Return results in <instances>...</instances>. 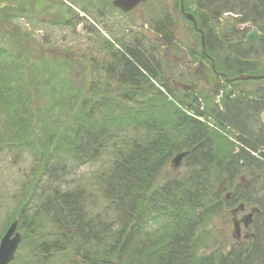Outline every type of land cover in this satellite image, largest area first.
Listing matches in <instances>:
<instances>
[{
    "label": "trees",
    "instance_id": "trees-1",
    "mask_svg": "<svg viewBox=\"0 0 264 264\" xmlns=\"http://www.w3.org/2000/svg\"><path fill=\"white\" fill-rule=\"evenodd\" d=\"M95 2L101 0H88ZM183 5L210 55L213 19L233 7L230 0ZM161 13L155 33L171 52L174 20ZM151 50L117 51V76L103 88L91 84L88 95L69 93L68 77L45 81L43 93L38 85L34 94L46 103L34 107L31 85L41 78L32 75L39 69L30 72L0 46V149H28L37 157L34 175L43 172L21 191L17 217L10 219L18 220L23 253L10 264H264V204L250 228L254 237L233 241L226 251L212 226L233 205L255 203L244 193L254 182L264 187V144L242 137L236 144L225 135H232L229 125L242 129L239 105L247 97L236 95L231 118V91L211 106L221 89L217 83L199 90L168 86L171 72L163 70L162 49L153 44ZM190 57L209 64L200 49ZM182 151L188 152L185 175L163 178L171 156ZM66 163H101V169L66 190L48 189L54 168ZM241 175L249 188L240 187ZM226 191L233 192L228 200Z\"/></svg>",
    "mask_w": 264,
    "mask_h": 264
},
{
    "label": "rangeland",
    "instance_id": "rangeland-1",
    "mask_svg": "<svg viewBox=\"0 0 264 264\" xmlns=\"http://www.w3.org/2000/svg\"><path fill=\"white\" fill-rule=\"evenodd\" d=\"M111 2L101 0L89 5L88 0H0V46L30 72L39 69L32 75L41 78L40 82L34 80L31 85L34 107L46 103L45 98H36L34 94L39 87V91L42 89L40 93H43L45 81L50 84L68 77L69 93L79 91L81 95H88L91 84L103 88L104 81L117 76V51H123L124 47H139L150 52L153 44L160 46L155 27L161 21L163 11L174 20L172 51L161 45L163 70L165 74L171 72L165 80L167 85L172 86L171 82L175 81L195 86L194 90L202 88L195 85L193 71L197 66L190 57L192 50L199 51V39L192 24L178 9L180 0H145L130 13L112 8ZM107 42L112 47H107ZM154 85L158 86V83L154 82ZM110 88L117 89L115 82ZM216 103L215 98L211 106ZM3 121L0 114V132ZM169 161L163 169V178L183 177L188 169L187 162L172 171ZM67 164L54 168L46 184L48 189L66 190L88 181L101 169V163L79 167ZM36 166L37 157L24 147L0 149V237L12 222L10 219L17 217L21 191L32 185L34 178L41 180L43 172L34 175ZM247 194L255 204H264L261 182H254ZM95 201L98 207L100 201ZM228 210H224L212 225L217 232H221L224 245L220 248L223 251L233 242ZM17 254L23 255L21 250Z\"/></svg>",
    "mask_w": 264,
    "mask_h": 264
},
{
    "label": "flooded vegetation",
    "instance_id": "flooded-vegetation-1",
    "mask_svg": "<svg viewBox=\"0 0 264 264\" xmlns=\"http://www.w3.org/2000/svg\"><path fill=\"white\" fill-rule=\"evenodd\" d=\"M230 4L233 6L231 9L221 15L217 14L213 19L210 55L203 54L209 64L200 57L194 63L197 66L193 71L195 85L202 86L201 89H206L213 87L216 83L219 84L221 95L218 93L215 97L217 104L224 91H231L229 95L233 101L231 112L229 111L231 118L234 117L232 109L235 107L236 95L246 96L248 103L239 105L242 106V112L240 113L243 120L242 123H238V126L242 129L236 130V128L229 125L227 129L231 131L232 135L226 132L225 135L236 144H238L239 137L249 142L264 144V0H230ZM238 5H244L245 7H239ZM198 30L199 32L196 33L199 35L201 50L200 32L202 30L199 28ZM207 72L213 78L211 86H208L206 80ZM174 82L172 81L171 84L177 88ZM251 100L254 101L251 102ZM260 150L264 151L262 146H260ZM260 150L257 152L260 153ZM242 176L238 178L239 182ZM240 187L247 189L250 184L240 182ZM228 192L230 193L229 198L232 197L233 192ZM244 193L247 194L248 192L244 191ZM237 204L230 207L229 210ZM251 207L258 208V211L253 215V223L255 217L261 214L259 205L255 203L245 204L244 210L238 212L236 218L240 219L250 211ZM229 217L231 220L230 214ZM251 227L252 224L247 230H250ZM243 231L244 229H242Z\"/></svg>",
    "mask_w": 264,
    "mask_h": 264
},
{
    "label": "water",
    "instance_id": "water-1",
    "mask_svg": "<svg viewBox=\"0 0 264 264\" xmlns=\"http://www.w3.org/2000/svg\"><path fill=\"white\" fill-rule=\"evenodd\" d=\"M145 0H112V6L119 9L123 13H129L132 12L133 10L136 9V7L143 3ZM180 8H181V13L189 20L192 22L193 27L196 31H199L196 26V22L194 17L189 14L185 13L183 9V0H180ZM201 34V47H202V52L205 50V44H204V37L203 34ZM207 83L208 86H211L213 83V78L211 75L207 72ZM179 87H184L183 85H179ZM189 87H186L188 89ZM188 156L187 151H183L180 153L175 154L171 160H170V167L172 171H176L179 169L186 157ZM241 181H245L244 178L241 179ZM246 183H249L248 181ZM222 187V186H221ZM230 196L229 193H226L224 198L228 199ZM244 210V205L243 204H238L235 208L230 210V214L232 215V233L231 237L235 240H239L241 237V226L243 228H248L249 225L252 223V216L258 211L257 208L253 207L250 209L248 213L243 215L240 219L236 218V214L240 211ZM17 225L18 222L15 220L13 221L3 236L0 238V264H10L14 258L15 254L17 252L18 246L22 240L21 235L16 231L17 230ZM132 228V226H131ZM254 234L245 232L242 235V238L244 240H248L249 238H253Z\"/></svg>",
    "mask_w": 264,
    "mask_h": 264
}]
</instances>
